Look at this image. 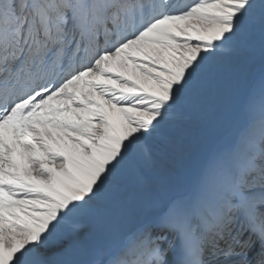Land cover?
<instances>
[{"label":"snow or ice","instance_id":"snow-or-ice-1","mask_svg":"<svg viewBox=\"0 0 264 264\" xmlns=\"http://www.w3.org/2000/svg\"><path fill=\"white\" fill-rule=\"evenodd\" d=\"M0 264H264V0H0Z\"/></svg>","mask_w":264,"mask_h":264}]
</instances>
